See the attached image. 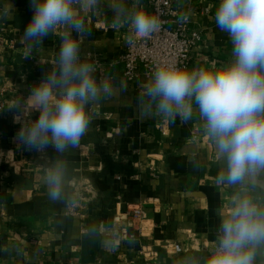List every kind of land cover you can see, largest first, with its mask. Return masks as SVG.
<instances>
[{"label": "crops", "instance_id": "obj_1", "mask_svg": "<svg viewBox=\"0 0 264 264\" xmlns=\"http://www.w3.org/2000/svg\"><path fill=\"white\" fill-rule=\"evenodd\" d=\"M219 2L178 0L180 10L191 15L192 28L203 35L189 70L232 59L230 38L215 23ZM125 3L131 6L133 0ZM141 4L152 12L148 0ZM32 14L29 0H0V264H177L185 256L208 255L219 213L233 191L216 182L223 162L195 105L187 122L179 116L167 120L154 108L143 110L147 98L141 93L149 80L124 78L117 59L130 31L127 24L115 23L109 0H101L95 11H81L87 32L72 35L80 40L81 59L94 63L96 79L109 80L114 92L87 109L92 117L87 134L62 157L68 162L67 191L76 203L49 199L45 169L58 154L21 147L16 141L20 124L9 110L54 68L61 43L63 29L58 28L26 58L21 36ZM9 167L20 168L32 190L17 185ZM254 195L264 193L258 189ZM129 204H142L149 221L143 235L129 229V238L119 242ZM167 242L179 244L183 252L167 253ZM146 246L159 253L152 262L140 255ZM256 264H264V250Z\"/></svg>", "mask_w": 264, "mask_h": 264}, {"label": "clouds", "instance_id": "obj_2", "mask_svg": "<svg viewBox=\"0 0 264 264\" xmlns=\"http://www.w3.org/2000/svg\"><path fill=\"white\" fill-rule=\"evenodd\" d=\"M32 16L21 40L27 42L25 57L33 47L58 28L61 43L50 71L31 84L28 95L9 110L20 124L18 144L28 151L57 157L45 169L47 196L53 202L75 204L67 191L68 162L63 155L79 146L92 117L87 110L113 95L112 83L96 79L94 63L81 59L80 40L87 32L81 11H95L101 0H29ZM115 23L128 25L140 38L160 28L159 18L144 9L141 0L131 6L125 0H109ZM8 9H5V15ZM215 23L228 34L232 59L217 67L187 69L175 61L155 66L144 85L143 110L153 108L171 121L193 116L194 105L207 135L223 162L217 184L232 189L228 206L220 213L216 239L206 256H185L177 264H256L264 250V0H220ZM126 87V86H125ZM38 113L36 119L32 113ZM30 117L25 121V116Z\"/></svg>", "mask_w": 264, "mask_h": 264}, {"label": "built area", "instance_id": "obj_3", "mask_svg": "<svg viewBox=\"0 0 264 264\" xmlns=\"http://www.w3.org/2000/svg\"><path fill=\"white\" fill-rule=\"evenodd\" d=\"M151 14L160 21V28L149 37H136L130 31V40L125 51L117 61L123 66V76L133 82L140 77L150 80L155 66L161 61H175L178 66L189 69L193 50L203 43V35L192 28V18L189 12H182L178 0H148ZM205 12H209L208 9ZM3 30H0V34ZM125 225L120 228L117 240L124 242L129 238L128 230L145 231L148 214L142 204H129L123 213ZM163 249L173 255H180L183 250L179 244L167 242ZM140 255L148 261L159 257V253L152 246H146Z\"/></svg>", "mask_w": 264, "mask_h": 264}, {"label": "water", "instance_id": "obj_4", "mask_svg": "<svg viewBox=\"0 0 264 264\" xmlns=\"http://www.w3.org/2000/svg\"><path fill=\"white\" fill-rule=\"evenodd\" d=\"M9 171L12 174L13 180L16 182L17 185L23 187L24 190H32L33 188V183L31 180L25 178L22 173L20 168L17 167H9ZM264 193V191H262Z\"/></svg>", "mask_w": 264, "mask_h": 264}]
</instances>
